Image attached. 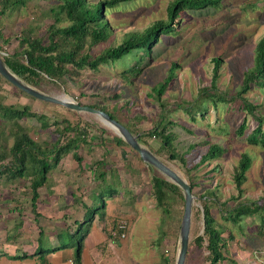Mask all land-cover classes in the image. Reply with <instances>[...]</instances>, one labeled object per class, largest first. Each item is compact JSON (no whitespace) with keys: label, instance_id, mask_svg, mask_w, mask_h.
Listing matches in <instances>:
<instances>
[{"label":"rangeland","instance_id":"obj_1","mask_svg":"<svg viewBox=\"0 0 264 264\" xmlns=\"http://www.w3.org/2000/svg\"><path fill=\"white\" fill-rule=\"evenodd\" d=\"M171 1L132 0L105 8L111 34L106 40L86 43L84 50L98 53L118 44L128 31L142 30L166 18ZM57 3L58 0H26L0 15V55L21 50L22 35L43 36L48 26L55 23L51 8ZM180 14L177 29L161 34L137 72H125L136 60V55L130 54L101 64L95 70L73 69L55 81L39 78L35 88L83 105H127L121 109L129 115L125 123L133 134H142L141 145L156 151L158 158L193 184L194 201L184 264H210L206 238L203 236L200 246L195 242L197 235H203L200 196L206 191L214 194L216 201L210 202L209 210L225 239V260L220 264H264V226L260 221L264 212V148L246 142L244 135L236 130L243 119L247 123L245 132L256 126L236 93L243 73L252 65L254 46L264 33V0H217L215 5L185 9ZM67 23L61 16L55 24ZM213 58L220 60L214 87L211 86ZM171 63L175 64L174 75L161 100L167 104L169 118L174 122L171 127L176 136L174 149L184 157V164L178 159H169L168 152L159 147L156 139L145 136L160 112L152 87L165 77ZM244 96L255 105L257 114H264V86H252ZM194 98L206 107L203 113H196L195 120L178 108V104L189 103ZM0 104L28 105L32 113L38 114L41 119L28 116L18 118L17 122L33 140L43 145L72 137L74 131L64 129L67 122L76 124L80 131H87L78 149L80 164L71 152L61 156L49 171L47 183L38 189L35 210L31 206L29 176L11 178L7 173L0 176V248L22 242L34 247L39 230L52 226L61 216L65 226L68 224L64 229L75 231L74 220L82 219L85 206L99 204L98 216L105 211L95 197L105 187L115 190L104 200H113L116 216L129 215L127 252L132 263L165 264L162 254L168 256L167 264L175 263L184 204L171 192L166 197L168 213L157 204L152 193L153 170L125 141L118 144L114 137L118 134L98 115L35 98L1 75ZM10 130L12 119L0 115V156L3 151L8 153L12 144ZM209 143H218L225 150L216 158L201 161ZM242 152H247L252 161L239 193L233 171ZM9 158H0V164L6 165ZM100 159L104 165H95V160ZM101 172L105 173L104 180ZM238 202H253L259 209L233 219L227 211ZM61 237L62 241L76 246L79 235L71 239L69 233L63 232Z\"/></svg>","mask_w":264,"mask_h":264},{"label":"trees","instance_id":"obj_2","mask_svg":"<svg viewBox=\"0 0 264 264\" xmlns=\"http://www.w3.org/2000/svg\"><path fill=\"white\" fill-rule=\"evenodd\" d=\"M25 1L26 0H0V15L23 5ZM128 1L132 0H58L57 5L51 8V12L54 15L55 23H58L61 20V16H63L68 22L66 25L56 26L55 23H52L48 26L43 36L22 35L19 39L20 45L22 46L21 50L0 56L14 74L33 87L38 86L39 78L55 81L66 76L73 69L76 71L87 67L95 70L101 64L115 62L130 54L136 55V60L131 67L125 69V72L134 73L140 69L141 64L148 58L152 47L161 39V34H167L177 29L175 25L183 10H196L207 5L217 4V0H172L167 6L166 18L158 19L142 30L128 31L118 44L108 46L98 53L91 54L84 50L86 43L94 44L106 40L110 36L112 28L107 18L104 16L105 8H112L122 2ZM212 60L214 66L211 86L214 87L220 60L219 58H213ZM174 68L175 64L171 63L168 66V72L165 77L158 82L157 85L152 87V95H154L159 103L160 112L158 120L147 130L145 136L156 139L159 142V147L168 152L169 159H178L184 164V157L178 154L174 149L173 142L176 136L171 130L174 122L169 118L167 104L161 100V94L168 87L174 75ZM252 86H264V33L254 46L252 65L243 73L240 88L236 93L237 97L241 100L243 109L251 114L256 121V126L249 132H245L247 123L246 120L243 119L236 128L237 133L243 134L246 142L253 145H260L264 148V114H257L255 112V105H252L244 96ZM203 91L204 90L201 92ZM219 98L222 99L223 97L219 96ZM89 106L103 110L111 118L117 120L131 131L129 126L125 123L129 115L121 111L122 108L127 106L125 103L119 106ZM178 108L184 110L189 115L190 119L193 120L196 119V113L201 114L206 110L205 105L197 101L196 98L189 103L178 104ZM0 115L4 118L12 119V130L10 131L13 138L12 144L8 148V153L3 151L0 156L1 159L10 156L6 165L0 164V176L5 175V173L9 174L11 178L29 176L31 206L32 209L35 210L38 189L47 183L49 171L59 162L61 156L67 152H71L73 158L80 164L82 159L78 154V149L85 140L87 131H80L76 124L71 125L67 122L64 129L74 131L72 137L67 138L63 142L56 140L55 142L45 143V145H43L33 140L26 130L17 122L18 118L28 116L41 119L38 114L30 111L28 105L14 107L13 105L0 104ZM43 126H45L44 123ZM134 135L137 136L141 144L140 139L142 134ZM114 137L118 144L125 143L120 136L115 134ZM149 150L156 155V151ZM224 150V147L218 143H209L201 161L216 158L220 156ZM251 161V156L247 152H242L234 167L233 181L239 193L242 191L241 185L245 173L251 165ZM94 164L104 165V160H95ZM147 165L154 172L151 177L152 193L157 204L168 213L166 197L168 192H171L175 193L181 199L183 205V193L179 186L170 181L155 167L150 164ZM100 175L103 177L102 180H104L105 173L101 172ZM188 183L192 191L193 184L190 182ZM114 192L115 190L112 188L108 189L102 187L95 194V197L101 202V208H105L106 205L104 198L106 196L111 197L110 195ZM200 199L202 200L203 235H197L195 237V242L200 246L204 236L207 241V249L210 253V264H220L225 260V255L223 253L225 239L222 237L219 226L209 210L210 202H215L216 200L211 191L203 193ZM93 203L89 206H85L83 218L78 221L74 220L76 224L74 227L76 230L74 231V228H72L69 233L71 239H73L75 235H79L74 249V264H80L82 241L90 221L95 215L98 216L97 210L99 204L93 205ZM258 209L259 206L253 202H238L228 209L227 212L229 217L238 219L240 216L248 213L252 214ZM104 215L105 211L101 212L100 216H98L99 219L103 218ZM119 219H125L128 225L130 224L129 215L122 213L117 215L114 219V224L108 231L109 236H111L110 232ZM260 221L264 226V212L261 215ZM83 225H85V229ZM39 248L35 253L41 251ZM162 256L165 264L169 263L168 256L166 254H162Z\"/></svg>","mask_w":264,"mask_h":264},{"label":"crops","instance_id":"obj_3","mask_svg":"<svg viewBox=\"0 0 264 264\" xmlns=\"http://www.w3.org/2000/svg\"><path fill=\"white\" fill-rule=\"evenodd\" d=\"M105 202L103 218L95 215L88 225L82 241L80 264H133L127 252V237L122 240L109 236L108 231L116 217V204L111 198ZM62 218L64 216L57 219L58 222L55 220L52 226L39 230L34 247L25 242L4 245V249L0 248V264H74L75 246L70 241H62V233L71 232L64 229L68 224L65 226ZM38 248L41 251L35 253Z\"/></svg>","mask_w":264,"mask_h":264},{"label":"water","instance_id":"obj_4","mask_svg":"<svg viewBox=\"0 0 264 264\" xmlns=\"http://www.w3.org/2000/svg\"><path fill=\"white\" fill-rule=\"evenodd\" d=\"M0 75L6 79L9 83L20 89L21 91L38 98L40 100L56 103L67 108L76 111H86L98 115L101 121L112 128L134 151H136L139 157L159 170L164 176H166L170 181L175 183L182 190L183 193V213L179 225L178 241L179 249L174 264H184L185 257L187 254V248L189 243V232H190V221H191V211L194 201V195L192 194L191 187L189 183L180 176L174 169L169 165L164 163L160 158L154 155L149 149L142 146L137 136L134 135L128 128L117 120L111 118L106 112L101 109L91 107L89 105H83L79 102L71 101L67 98H59L55 96L48 95L37 88L29 85L19 76L14 74L5 64L4 60L0 56Z\"/></svg>","mask_w":264,"mask_h":264},{"label":"built area","instance_id":"obj_5","mask_svg":"<svg viewBox=\"0 0 264 264\" xmlns=\"http://www.w3.org/2000/svg\"><path fill=\"white\" fill-rule=\"evenodd\" d=\"M128 222L125 219H119L116 222V225L111 230V237H114L116 239H125L128 234Z\"/></svg>","mask_w":264,"mask_h":264}]
</instances>
